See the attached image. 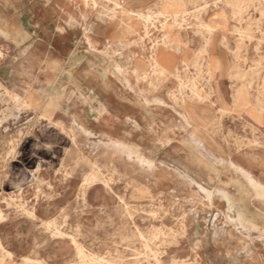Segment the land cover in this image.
Masks as SVG:
<instances>
[{
	"label": "rangeland",
	"instance_id": "obj_1",
	"mask_svg": "<svg viewBox=\"0 0 264 264\" xmlns=\"http://www.w3.org/2000/svg\"><path fill=\"white\" fill-rule=\"evenodd\" d=\"M157 1L0 0V264H264V0Z\"/></svg>",
	"mask_w": 264,
	"mask_h": 264
},
{
	"label": "bare ground",
	"instance_id": "obj_2",
	"mask_svg": "<svg viewBox=\"0 0 264 264\" xmlns=\"http://www.w3.org/2000/svg\"><path fill=\"white\" fill-rule=\"evenodd\" d=\"M18 1V0H17ZM15 2V1H14ZM16 3V2H15ZM59 3V1H58ZM19 6V5H17ZM96 6V5H95ZM98 6V5H97ZM154 6L158 8L157 12H152L151 9H148L146 12L140 11L136 13H133L139 22V25H141L145 29L146 36L149 35L150 25L155 26L156 22L162 23V25H166L169 22H178L180 18H185L187 13V5L184 0H158ZM14 8V7H13ZM95 9V8H94ZM47 12V11H46ZM188 16V15H187ZM185 20V19H184ZM186 21V20H185ZM164 23V24H163ZM182 23V22H181ZM204 27L207 29V31L212 34L214 32L215 28L211 24H204ZM22 29V28H21ZM177 35H179L176 31L173 30L172 27H167L166 29V39L164 41V46H179V42L177 41ZM14 36V35H13ZM11 36V37H13ZM18 39V38H17ZM16 42V41H15ZM33 42V40H32ZM21 43V42H20ZM31 43V42H30ZM74 54V53H73ZM103 58V57H102ZM44 61V60H43ZM40 62V61H39ZM44 63V62H43ZM171 57L164 56L161 58L152 56L151 59V65L153 69L157 72H160L161 74L171 73L170 70L172 68L171 64ZM88 64V63H87ZM94 66V65H93ZM38 67V66H37ZM63 67V66H62ZM46 68V67H45ZM88 70V69H87ZM100 70V69H99ZM39 71V70H38ZM89 71V70H88ZM61 72V71H60ZM155 74V73H154ZM174 74V72H173ZM48 75V74H47ZM51 75V74H50ZM56 76V75H55ZM116 76V75H115ZM176 76V75H175ZM37 77V76H36ZM48 77V76H47ZM49 78V77H48ZM50 80V79H49ZM32 81V80H31ZM161 81V79H160ZM60 83V81H59ZM138 89V88H137ZM239 93V92H238ZM241 95V94H240ZM240 97V96H239ZM238 101V100H237ZM15 105V104H14ZM24 105V104H23ZM13 113V112H12ZM11 113V114H12ZM2 114V113H1ZM97 117V116H96ZM166 146V145H165ZM94 178V177H93ZM94 180V179H93ZM92 182H95V180ZM89 180H85V183ZM4 217L0 213V220H2ZM55 224L53 222H47V227H53ZM57 233L59 235H62L59 230H57ZM73 245L76 249V256L80 260L81 264H91V259L89 256L85 253V251L74 241ZM0 250L4 253L9 254L4 247L0 244ZM11 255V254H10ZM3 262V259H1ZM0 261V262H1ZM32 262L31 259L25 258V263L30 264Z\"/></svg>",
	"mask_w": 264,
	"mask_h": 264
}]
</instances>
